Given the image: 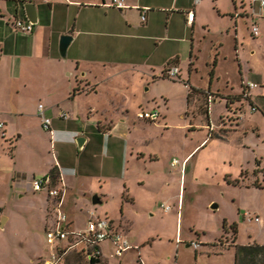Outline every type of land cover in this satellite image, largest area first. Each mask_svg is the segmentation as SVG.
Here are the masks:
<instances>
[{
	"label": "rangeland",
	"instance_id": "1",
	"mask_svg": "<svg viewBox=\"0 0 264 264\" xmlns=\"http://www.w3.org/2000/svg\"><path fill=\"white\" fill-rule=\"evenodd\" d=\"M0 8L5 15L0 18L11 22L15 9L24 11L13 0H0ZM197 8L190 83L200 92L189 101L184 81H188L190 42L178 53L183 61L180 79H148L137 72L139 59L132 58L128 67L103 61H91L90 67L85 62L92 72L87 83L77 77L79 71L68 62L69 56L60 57L61 75L56 80L29 68L27 87L17 91L13 77L1 74L0 119L5 126L0 128V167L12 164L13 170L40 176L48 164L58 161L71 187L63 209L73 228L83 231L86 211L94 209L129 241L130 248L119 256L110 239L101 241V259L95 264L178 263L179 242L180 264H228L229 256L207 261L205 247L224 242L225 237L230 240L233 223L239 224L242 239L260 224L264 227V191L252 185L254 181L264 185L260 170L253 172L261 169L260 164L255 166L256 159L264 166V4L201 0ZM253 24L258 27L256 36L251 33ZM214 58L217 65L208 88ZM18 76L14 71L17 83L22 81ZM249 81L258 86L246 89ZM38 102L52 121V135L41 127L35 112ZM119 104L132 108L133 121L128 137L115 139L112 146L108 129L99 126L121 118ZM252 105L258 110L252 111ZM154 108L161 113L156 122L135 118L137 111ZM61 110L68 119L58 117ZM78 130L88 138L82 150L74 140ZM18 134L22 138L10 142ZM11 146L16 157L10 155ZM173 157L178 160L175 168L170 165ZM5 171L6 167L0 168V264H49L53 253L54 264H91L81 244L63 253L65 240L47 242L45 230L52 224L47 190L13 195L6 189ZM95 194L102 203H92ZM162 204L171 208L166 211ZM246 210L260 221L245 219Z\"/></svg>",
	"mask_w": 264,
	"mask_h": 264
},
{
	"label": "crops",
	"instance_id": "2",
	"mask_svg": "<svg viewBox=\"0 0 264 264\" xmlns=\"http://www.w3.org/2000/svg\"><path fill=\"white\" fill-rule=\"evenodd\" d=\"M31 1L36 6L37 22L33 24V30L30 33H23L16 30L9 18V20H3L2 17L5 15L0 8V14L2 15L0 18V77L5 72L11 78L13 77V85H16L14 86L16 91L21 86L27 87L26 73L29 68L33 72L38 70L43 77L48 75V77L56 80V77L61 75V70L58 67L60 57L65 58L67 56H69L68 62L74 69L79 71L77 77L87 83L91 81L89 79L92 78V72L87 65H84L85 62H88L86 64L90 67L94 64L91 61H103L109 64H116L119 67H128L132 64L130 63L132 58L139 59L135 62L139 74H143L148 79L163 78L165 76L162 73L167 67L168 62L173 61V64L177 65L180 70L182 69L181 63L183 61L181 62L178 53L180 48H183V45L189 42L191 51L189 52L190 57L187 74L188 82H191V74L195 69L192 58L193 35L198 23L197 7L201 0L195 5L193 0H124L126 4L124 8L106 5L110 0ZM14 2L19 7L17 1ZM143 9H146L144 20L140 17ZM189 9H193L195 13L191 26H188L185 22V13ZM14 14L13 17L27 19L25 11L21 14L18 9H15ZM169 14L172 15L171 20L166 17ZM164 19L169 21L166 22ZM64 34L70 35L71 40L66 49V55L63 57L59 51V41L60 37ZM189 34L190 41L188 40ZM70 48H72L71 51H69ZM68 51L69 54L67 55ZM15 62H18V64ZM190 62L193 63L191 69H189ZM66 68L71 69L69 66H66ZM14 71L17 73V77H19L18 75L22 77V81L19 83L16 82L17 78H14ZM67 74L70 75L71 72ZM119 107L121 118L117 122L113 119L106 120L107 124H104L102 127L99 126L100 130H104V128L108 129L109 136L113 139L110 143L112 146L116 142L114 141L115 139H125L128 137L130 129L129 123L133 121L129 118V112L132 108L124 104H119ZM35 112L37 113V107ZM61 112L66 113L65 110H61ZM60 113L58 114L60 119H68V117H61ZM135 118L137 117L135 116ZM137 119L140 120L139 118ZM141 120L145 121L144 119ZM0 121L5 126V121L1 119ZM51 129L53 133L52 121ZM4 132L3 139L5 141L7 129ZM78 133L80 134L74 140L77 149L82 150L87 144L88 138L82 135L84 134L82 131L78 130ZM79 136L84 137V143L81 148H78L76 143V139ZM19 138H22V134H18L14 139L11 138L10 142L15 143ZM11 145L13 146V144ZM14 147H12L11 157H16ZM189 154L185 157L189 156ZM57 162L56 160L50 166L48 164L43 172L38 175L48 174L53 166L58 167L56 165ZM259 164L260 167L264 168L261 161ZM8 165V167L4 165L0 167H6L3 176L6 181L7 191H10L13 195L21 193L20 195L22 196L25 192L32 190L30 181L32 177L36 176V172L13 170L12 164ZM256 165L257 163L255 162ZM58 171L59 176L53 184L64 187L63 201L65 204L66 190L71 189V187L69 188L67 182L64 180L66 171L59 167ZM77 177H81L80 174ZM26 181L29 184L26 185ZM254 188L259 191H264V188ZM246 212L249 211L246 210L243 212L245 219ZM68 222L69 226L73 228V220L69 218ZM236 226L237 231L230 240H227L225 237L224 242L217 241L216 243L215 241L209 244L208 247H205L203 255L207 261H211L214 256L218 258L229 256L228 264H264V227L260 224L258 228L249 232L248 237L242 239L239 224L236 223ZM181 243L179 242L176 245V251L178 253L177 264H180V260L182 259L180 250ZM188 246L189 244L185 243V247L188 248ZM228 253L229 255H226ZM195 261L197 260L194 258Z\"/></svg>",
	"mask_w": 264,
	"mask_h": 264
},
{
	"label": "built area",
	"instance_id": "3",
	"mask_svg": "<svg viewBox=\"0 0 264 264\" xmlns=\"http://www.w3.org/2000/svg\"><path fill=\"white\" fill-rule=\"evenodd\" d=\"M24 3L31 0H22ZM200 0H193L194 5L197 4ZM260 4H264V0H259ZM106 5L113 6L116 8L126 7L124 0H110ZM146 9H143L140 13L142 20L145 19ZM194 10L189 9L185 13V22L188 26H191L194 21ZM13 27L23 33H30L33 30V24L29 20L20 19L18 17L13 18L12 20ZM252 35L256 36L259 34L258 27L253 24L251 27ZM163 76L170 79L178 78L180 79V68L175 65H168L163 73ZM188 81H184L186 87H188ZM258 85L255 82L249 81L245 83V88L251 90L256 88ZM245 95H250L246 93ZM258 108L256 105L251 106L252 111H256ZM37 115L41 122V127L45 131L52 133L51 129V119L45 114V107L43 103L37 104ZM60 116L63 118L67 117V114L64 112L60 113ZM136 117L139 119H144L150 122H156L160 118V112L157 109H141L137 111ZM3 127V122L0 121V128ZM178 164L177 158L173 157L170 161L171 167H175ZM183 168V164L181 169ZM31 187L34 191H40L43 189L47 190L49 199L52 203L50 216L52 218V224L50 227H47L45 230V237L50 245H53L55 241H60V243L65 240L66 247H64L63 253L67 252L69 249L82 245L81 251L84 253L87 259L92 257L100 260L101 259V250L99 248V243L105 239H110L114 245V252L116 255H121L124 251L130 248L129 241L121 233L116 231L113 228V224L107 218H103L96 214L94 209L87 211L88 222L83 231H76L75 229L69 226L67 214L64 211V201L63 193L64 187L54 185L49 174L32 177ZM163 205V204H162ZM164 210H169L171 207L169 205H163ZM246 219L248 221H258L259 217L252 214L251 212L245 213ZM197 245V243H193ZM59 246V245H57ZM57 249V247H56ZM60 257V256H59ZM54 261H50V264H54L56 254H52L51 257ZM174 264H177L175 261Z\"/></svg>",
	"mask_w": 264,
	"mask_h": 264
},
{
	"label": "trees",
	"instance_id": "4",
	"mask_svg": "<svg viewBox=\"0 0 264 264\" xmlns=\"http://www.w3.org/2000/svg\"><path fill=\"white\" fill-rule=\"evenodd\" d=\"M7 1H9V0H7ZM13 1H17V3H19V4H23V3H24L22 0H13ZM172 62H173V61L168 62V63H167V66H168V65H172V64H173ZM192 64H193L192 62L189 63V69H191ZM216 65H217V58H214L213 63H212V67H211V71H210L211 78H210V81H209V86H208V88H210L211 83H212V80H213V77H214V75H215V67H216ZM187 83H188V95H187V101H189V99H190L193 95H195V94H197V93L200 92V91H199L200 89H199V88H196V87H193L189 82H187ZM246 96H249V95H246ZM229 102H230V101H229V98H226V104H227V106L229 105ZM252 106H253V105H252ZM206 114H207V108H206ZM207 117H208V115H207ZM207 136H208V137H215V138H222L221 136L213 135V134H211V133H207ZM255 162L259 165V162H260V161L256 159ZM258 170H260V172L262 173V175H263L262 180L264 181V170H263L262 167H261V169H259V167H257L256 169H254L253 172L255 173V172H257ZM48 174L51 176L52 182L55 183V181H57V178H58V176H59L58 167H57V166H53V167L50 169V171H49ZM236 182H238V180H236ZM252 185H253L254 187H257V188H264V185H262V184H260V183H257L256 181H254V182L252 183ZM224 226H226V221H224ZM230 228H231V230H232V235H233V237H234V235H235V233H236V231H237L236 223L231 224V225H230ZM79 254H80V253H79ZM79 254H78V255H79ZM84 258H85L86 261H88V262L91 263V264H95L96 262L99 261L98 259H96V258H94V257H92L91 259H87L86 256H84Z\"/></svg>",
	"mask_w": 264,
	"mask_h": 264
},
{
	"label": "water",
	"instance_id": "5",
	"mask_svg": "<svg viewBox=\"0 0 264 264\" xmlns=\"http://www.w3.org/2000/svg\"><path fill=\"white\" fill-rule=\"evenodd\" d=\"M23 8H24L27 19L32 24L36 23L37 22V13H36V6H35L34 2L29 1V2L23 3ZM70 40H71V36L68 34H64L60 37L59 51H60L61 56H63V57L66 55V49L69 45ZM76 143H77L78 148H81L83 146V143H84V137H82V136L77 137ZM101 202L102 201L97 194L93 195V197H92V203L93 204H97V203H101Z\"/></svg>",
	"mask_w": 264,
	"mask_h": 264
}]
</instances>
